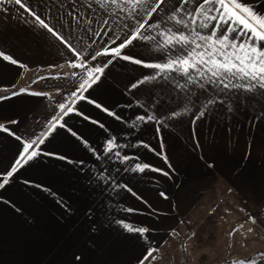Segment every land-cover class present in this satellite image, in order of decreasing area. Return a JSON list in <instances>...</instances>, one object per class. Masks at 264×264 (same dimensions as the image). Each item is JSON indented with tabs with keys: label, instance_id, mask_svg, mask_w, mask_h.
Here are the masks:
<instances>
[{
	"label": "crops",
	"instance_id": "obj_1",
	"mask_svg": "<svg viewBox=\"0 0 264 264\" xmlns=\"http://www.w3.org/2000/svg\"><path fill=\"white\" fill-rule=\"evenodd\" d=\"M24 2L63 41L14 2L0 3V52L17 61L0 56V94L8 93L0 98L7 129H0V183L23 143L44 139L40 154L0 188V264H145L190 234L185 224L208 219L218 200L246 205L264 233V89H225L195 71L193 83L181 72L144 66L193 47H163L169 27L190 38L211 33L214 22L205 29L185 15L202 0H165L151 17L159 0L136 13L97 0ZM241 2L264 14V0ZM181 7L177 19L187 27L167 19ZM142 22L155 39L137 38L122 49L142 63L112 54ZM97 67L103 72L90 71ZM137 164L149 167L141 172Z\"/></svg>",
	"mask_w": 264,
	"mask_h": 264
},
{
	"label": "snow or ice",
	"instance_id": "obj_2",
	"mask_svg": "<svg viewBox=\"0 0 264 264\" xmlns=\"http://www.w3.org/2000/svg\"><path fill=\"white\" fill-rule=\"evenodd\" d=\"M4 2L5 0H0V3ZM8 2H14L21 9L29 12L40 26L47 29V31L53 36H56L57 39L63 41V37L50 27L44 19H41L37 13L32 11L24 0H8ZM97 2L100 3L102 8H106L109 3L116 5L118 8L122 4L131 5L130 11L136 13L139 11L138 6L148 3V0H97ZM164 2L165 0H159V3H156L154 7H150L147 15L151 17L154 13H157ZM184 3L186 4L187 0H184ZM183 11V7L178 8L172 15L168 16L167 19L174 21L177 25L187 27V22L183 17L177 19L176 13ZM185 15L189 17L191 24L199 23V26L205 29L209 27L210 22H214L211 33L209 35H202L199 31H194L190 38L189 35H185L182 31H177L170 27L167 28V35L163 40V47H169L174 43H180L186 46L192 45L193 47L184 57L169 59L166 63L162 64H146L144 65L145 67L156 68L161 72H181L193 83H195L192 75L193 71L198 73L200 78H204L207 74L209 83H220L225 89L230 87L245 89L247 91H252L256 88L264 89V14L257 13L251 7L241 2V0H202V2L198 3L197 7L190 12H186ZM103 23L107 24L108 21L105 20ZM159 26V24L155 25V27ZM145 27L146 22L139 23L133 30V35L118 47L111 48V53L124 60H131L135 64H141L142 61L139 59H133L127 55L122 56V49L126 48L137 38H142L144 40L155 39L152 36L144 34L143 29H145ZM221 29H223V31H221ZM161 35L163 36L165 34L161 33ZM197 40L203 43H197ZM201 48L204 50L196 51ZM108 51V49H105L103 53L97 52L92 58L96 59V57L102 54H107ZM0 56H3L4 60H9L13 64L17 63V61L10 56L4 55L2 52H0ZM103 70V67H97L90 71L102 73ZM157 75H159V73H157ZM212 78H215V80ZM99 79V76H95L92 79V83H96ZM149 79H155V76L144 77V81ZM233 80L247 81L248 83L234 84ZM144 81H141V83ZM86 84H88L87 80L81 83L79 86L80 90H86ZM201 86L203 87V85ZM132 87H137V85L134 84ZM21 91L24 90L21 89ZM34 95L40 94L34 93ZM72 95L76 96V93ZM79 99L83 100L85 97L81 95ZM208 103L211 104L213 101L209 100ZM59 107L64 109L65 105L61 104ZM97 107H100V105H97ZM72 111V108H68L64 114L67 115ZM173 115H179V113H173ZM201 115H203V113H201ZM138 119L144 120L145 118L139 117ZM147 119L156 120L157 118L155 116H148ZM60 126L63 127V125ZM0 129L7 131L3 125H0ZM73 135H75V133H73ZM17 139L20 138L17 137ZM43 143V138L39 139V142L31 140L23 143V150L20 153V158L15 161V165L11 170L4 174L3 182L0 183V188L4 187L8 183L9 178L18 171V166L22 167L23 164H26L40 154L37 149H39L40 144ZM111 148L112 142H109L108 150L111 151ZM117 155L119 154L117 153ZM61 159H63V157H61ZM148 167L149 165L147 164L136 165V169L141 172ZM123 227L129 232L136 231L141 234L148 231L146 228H134L129 224H123ZM149 255H151V253H149ZM239 264H245V262L240 261Z\"/></svg>",
	"mask_w": 264,
	"mask_h": 264
},
{
	"label": "rangeland",
	"instance_id": "obj_3",
	"mask_svg": "<svg viewBox=\"0 0 264 264\" xmlns=\"http://www.w3.org/2000/svg\"><path fill=\"white\" fill-rule=\"evenodd\" d=\"M208 209V219L185 224L190 234L167 243L145 264L264 262V233L254 225L246 205L218 200L211 202ZM189 226L193 227L189 229Z\"/></svg>",
	"mask_w": 264,
	"mask_h": 264
},
{
	"label": "trees",
	"instance_id": "obj_4",
	"mask_svg": "<svg viewBox=\"0 0 264 264\" xmlns=\"http://www.w3.org/2000/svg\"><path fill=\"white\" fill-rule=\"evenodd\" d=\"M19 91V89L18 90H14V91H12L11 93H15V92H18ZM6 95H8V93H1L0 94V98L1 97H4V96H6ZM258 264H264V262H260V263H258Z\"/></svg>",
	"mask_w": 264,
	"mask_h": 264
}]
</instances>
